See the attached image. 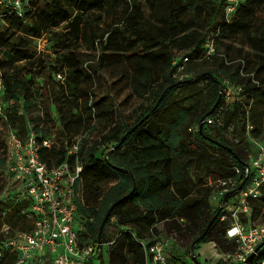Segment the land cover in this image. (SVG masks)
I'll return each mask as SVG.
<instances>
[{
  "label": "trees",
  "instance_id": "trees-1",
  "mask_svg": "<svg viewBox=\"0 0 264 264\" xmlns=\"http://www.w3.org/2000/svg\"><path fill=\"white\" fill-rule=\"evenodd\" d=\"M223 7L224 0H29L21 18L6 15L7 10L0 7V81L5 104L0 120L19 136L31 131L40 139L54 132L56 138L69 141L84 135L78 154L84 206L76 220L82 227L81 241L95 242L112 207L101 234V243L109 241L105 227L117 218L109 264H146L140 244L147 247L158 240L154 233L160 222L167 232L177 234H194L198 228L193 238L196 246L211 242L227 254L237 250V244L225 238L228 222L220 221L221 211L207 229L220 209L212 203L211 185L234 178L233 168L242 170L248 148L230 144L216 125L204 124L200 133L199 123L217 102L222 81L227 79L241 86L245 97L225 103L221 95L209 116L223 108L224 126L233 125L241 143L249 107L252 135L262 134L264 0H246L228 21ZM209 38L215 50L206 56L203 45ZM239 38L241 58L234 65L220 44L230 43L229 49ZM39 40L45 41L47 51L37 50ZM185 57L189 61L178 72ZM201 61L217 65L206 72L190 71L189 66ZM120 65L130 76L121 86L127 91L125 99L137 103L156 93L153 106L128 122L112 106L98 111L101 101H93L96 95L85 90L96 74L111 96L112 86L123 81L124 75L109 82L101 70ZM181 75L188 77L179 79ZM39 102L49 107L34 119ZM99 118L109 121L106 130L90 140L89 128ZM40 154L48 167L73 159L63 145ZM113 170L119 176L120 194L112 201L108 193L100 199V185ZM26 205L11 197L0 201V229L6 224L10 232L29 231L31 220L23 214ZM252 209L253 221L264 215V197ZM93 213V222L86 223ZM185 260L173 255L169 264H195L191 257ZM13 263L12 256L0 259V264Z\"/></svg>",
  "mask_w": 264,
  "mask_h": 264
},
{
  "label": "built area",
  "instance_id": "built-area-1",
  "mask_svg": "<svg viewBox=\"0 0 264 264\" xmlns=\"http://www.w3.org/2000/svg\"><path fill=\"white\" fill-rule=\"evenodd\" d=\"M245 1L224 0L225 20L228 21ZM27 4L28 0H0V7L7 10L6 15L14 14L18 18L23 16ZM203 50L206 56L214 53L215 45L212 39L205 41ZM188 61V58H183L177 71L183 70ZM187 77L181 75L179 79ZM56 78L61 79V76ZM3 92L4 87L0 81L1 117L4 116L5 108L1 97ZM221 95L225 103L241 102L245 97L242 87L227 79L222 81ZM223 115V108H219L215 115L204 118V124L208 127L216 125L222 129L225 136L234 137L233 140L240 144L234 126H224ZM245 119V139L242 143H247L248 149L242 170L234 167V178L218 179L214 183L217 188L212 191L211 200L221 208L220 221L228 222L225 238L237 244L235 253L221 256L236 264H244L246 259L254 254L248 264H264V246L255 252L264 242V222L252 220V204L264 197V141L261 137L252 135L254 126L249 122V107L245 109ZM262 135L264 128L260 136ZM83 136H74L68 141L56 138V133L53 132L38 139L31 131L23 137L7 126L0 178L11 177L17 183L11 198L26 202L23 214L31 220V229L10 232L8 225H2L0 259L12 256L13 264H95L100 262V254L101 259L103 257V246H106L108 255V248L114 240L101 243V249L97 241H81L82 227L76 220L78 209L84 206L80 181L82 166L78 157ZM58 145H63L67 156H72L73 159L48 167L42 161L40 153ZM237 186V191H234ZM140 245L145 248L146 257L151 264H169L167 244L156 240L147 247V244Z\"/></svg>",
  "mask_w": 264,
  "mask_h": 264
},
{
  "label": "rangeland",
  "instance_id": "rangeland-1",
  "mask_svg": "<svg viewBox=\"0 0 264 264\" xmlns=\"http://www.w3.org/2000/svg\"><path fill=\"white\" fill-rule=\"evenodd\" d=\"M1 23L2 22L0 21V24ZM257 26H259V23H257ZM45 44H46L45 41H42V40L38 41L37 50L40 52L47 51L45 49ZM229 44L230 43L222 42L220 44L221 51L226 52L228 54L227 57L229 58V61L233 63L234 65H237L235 60H237V58H241L239 57V54L237 52V50L240 48V38L236 40V42L231 44V47L229 49H226L227 46H230ZM243 49L245 52L246 49L245 48ZM215 65H217V62L208 61L207 63V62L201 61L199 62V64L189 66V69H191L190 71H193V72L194 71L195 72L196 71L206 72L208 70H211L212 68H215ZM250 67L252 68L251 63H250ZM101 74L109 82H114V80H117V78L121 74L124 75V80L120 82L116 81V84L112 86L111 96H108L106 95V88L103 83L104 80L100 79V77H97L96 74H94L93 84L91 86L87 85L85 87V90H87V92L91 91L93 94L96 95V97L94 96L92 97L93 101H96L97 99H99V102L101 101L98 107V111L103 110L105 107L112 106L113 109L115 108L117 110V112H122L123 113L122 119H124L125 122H128L130 119L133 120L134 118H136L142 112L143 109L150 108L153 106L155 102L156 93L151 94L148 100L146 99L143 101H138L137 103L134 102L133 100L125 99L127 95V91L124 90V88L121 86L124 83H126L127 80L130 79V76L127 73L124 65L115 66L109 70H101ZM48 107H49L48 104L39 102V104L36 106V109L33 113L34 119L39 118V117L41 118V116L45 113ZM262 118H263V126H264V110H263ZM108 122L109 121L105 118L96 119V121L93 124H91L93 125V127L89 128V133H88L90 135L89 139L92 140V139H96L100 137V135H102L103 132L106 130L104 126L108 124ZM118 122H120V120H118ZM47 128L50 131V126H47ZM6 130H7V125L4 123L3 120H0V159L2 158V155L4 153V137L6 134ZM83 137L81 138L83 139ZM213 137H215V134H213ZM221 137L224 138L226 141H228L230 144L231 143L234 145L236 144V141L233 140L235 139L234 137H228V136H224V137L221 136ZM260 137L264 141V135ZM108 145L110 146L111 144H108ZM239 145H238L239 148H241L242 150V148H244L245 143L242 144L241 142ZM100 150H102V148ZM103 166L107 168V164L105 162H103ZM118 184H119V176L117 175L115 170H113L112 172H109V174L107 175V179L104 182H102L100 185V199L104 198L105 195L108 193V195L110 196V200L112 201L113 198H115L116 196L120 194L116 189ZM211 186H214V190H216L217 184H212ZM16 187H17V183H15V181L11 177L0 178V201L4 202L9 197H11ZM85 196L87 198L86 190H85ZM88 201H89L88 204L92 206L93 201L92 200H88ZM211 208H214V207H211ZM95 215L96 213L88 215L86 217V220H87L86 223L93 222ZM116 221H117V218H112L109 224L105 227V231L107 233V240L109 241L113 240L114 238L115 230L117 228ZM256 221L258 222L264 221V215H260L256 219ZM184 223L185 221L181 222L180 224L183 225ZM195 229L196 230L194 234H191L188 231H183L181 234H177L175 232H167L165 229L164 222H160L156 225L154 234L156 236L155 238L158 239V241L167 244L169 250H171L170 252L171 254H169L168 257L176 255L177 257L178 256L181 257L182 261L184 262L186 261L185 260L186 258L191 256V258L195 257L200 264H236L231 260L224 259L223 256H225L227 253L221 252L218 248H216L215 244H200L197 246L196 245L193 246V238L195 235L198 234V231H199L198 228H195ZM102 251H103L102 264H109V258L106 252V246H103ZM236 251L237 250H235V252ZM233 253H229V254H233ZM221 254L223 256H221ZM99 263L100 262L97 261L95 264H99Z\"/></svg>",
  "mask_w": 264,
  "mask_h": 264
},
{
  "label": "water",
  "instance_id": "water-1",
  "mask_svg": "<svg viewBox=\"0 0 264 264\" xmlns=\"http://www.w3.org/2000/svg\"><path fill=\"white\" fill-rule=\"evenodd\" d=\"M220 100H221V91L219 92L217 102L214 104L213 108H212V109L206 114V116H209V115L212 113V111L215 109V107L217 106V104H218V102H219ZM203 125H204V117H202V118L200 119V123H199V132H200V133H201V130H202ZM135 128H136V125H135V126H134V127L128 132V133L132 132ZM128 133H127V134H128ZM205 138H208V137H205ZM123 139H124V138H123ZM111 209H112V207L106 212V214H105V216H104V218H103V220H102V222H101V224H100L99 230H98V239H97V243H98L99 249H101V247H102V246H101V234H102V232H103V229H104V226H105V224H106V221H107V219H108V217H109V215H110V211H111ZM220 211H221V208L218 210V212L214 215V217L212 218V220L209 222V224H208V226H207V229H208L209 226L212 224V222L214 221V219L216 218V216L220 213ZM195 245H196V242H193V246H195ZM262 246H264V242H263L260 246H258V247L256 248L255 252H256L260 247H262ZM99 256H100V264H102L101 254H100ZM253 257H254V254L250 255V256L246 259V261L244 262V264H248V263L253 259ZM192 260L194 261L195 264H200V263L197 261V259H196L195 257H193Z\"/></svg>",
  "mask_w": 264,
  "mask_h": 264
},
{
  "label": "crops",
  "instance_id": "crops-1",
  "mask_svg": "<svg viewBox=\"0 0 264 264\" xmlns=\"http://www.w3.org/2000/svg\"><path fill=\"white\" fill-rule=\"evenodd\" d=\"M225 229H226V228H225ZM224 234H225V230H224ZM229 241H230V240H229ZM233 242H234V241H233ZM206 244H213V243L209 242V243H206ZM170 252H171V250H169V248H168V249H167L168 256H169V254H171ZM221 255H222V254H221ZM169 258H170V257H169ZM146 264H151L147 257H146Z\"/></svg>",
  "mask_w": 264,
  "mask_h": 264
}]
</instances>
